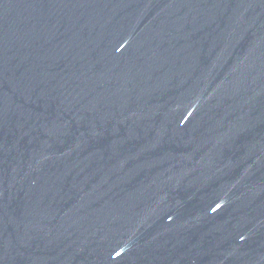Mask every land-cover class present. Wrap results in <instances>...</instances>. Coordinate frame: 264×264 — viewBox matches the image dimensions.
Returning a JSON list of instances; mask_svg holds the SVG:
<instances>
[{
  "label": "water",
  "instance_id": "95a60500",
  "mask_svg": "<svg viewBox=\"0 0 264 264\" xmlns=\"http://www.w3.org/2000/svg\"><path fill=\"white\" fill-rule=\"evenodd\" d=\"M0 264H264V0H0Z\"/></svg>",
  "mask_w": 264,
  "mask_h": 264
}]
</instances>
